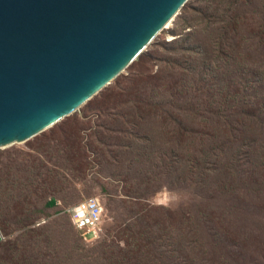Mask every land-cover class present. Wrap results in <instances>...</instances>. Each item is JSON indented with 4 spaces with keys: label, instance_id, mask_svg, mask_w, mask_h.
I'll use <instances>...</instances> for the list:
<instances>
[{
    "label": "trees",
    "instance_id": "1",
    "mask_svg": "<svg viewBox=\"0 0 264 264\" xmlns=\"http://www.w3.org/2000/svg\"><path fill=\"white\" fill-rule=\"evenodd\" d=\"M173 23L174 40L157 38L127 74L49 135L0 151L1 208L16 168L40 192L56 179L86 181L107 166L114 172L107 186L125 185L126 216L95 247L63 229L65 249L50 243L43 253L39 242L55 233L46 235L42 225L22 244L0 238L4 264H238L256 251L257 236L237 216L264 210V0H190ZM56 137L57 170H45L34 155L44 152L52 162L44 147ZM165 182L201 200L176 209L147 202ZM57 204L52 198L45 206Z\"/></svg>",
    "mask_w": 264,
    "mask_h": 264
},
{
    "label": "water",
    "instance_id": "2",
    "mask_svg": "<svg viewBox=\"0 0 264 264\" xmlns=\"http://www.w3.org/2000/svg\"><path fill=\"white\" fill-rule=\"evenodd\" d=\"M188 1L0 0V150L76 113Z\"/></svg>",
    "mask_w": 264,
    "mask_h": 264
},
{
    "label": "rangeland",
    "instance_id": "3",
    "mask_svg": "<svg viewBox=\"0 0 264 264\" xmlns=\"http://www.w3.org/2000/svg\"><path fill=\"white\" fill-rule=\"evenodd\" d=\"M173 24L170 25L167 29H164L156 37V39L162 37L165 38L166 41L174 40V36L169 34V31H171ZM147 51L148 49L145 52ZM124 73H128V68ZM83 107H81L77 112H80ZM74 114L75 113L67 116L62 121L56 123L51 128L47 129L38 136H41L43 134L49 135V132L53 130L56 125L64 122ZM35 138L25 143H16L14 145H11L10 147L1 149L0 151H6L10 148H25L26 145L30 144V141H33ZM61 142L62 139H60V137H56V141L51 142L50 145L45 144L46 147L44 148L51 149L48 153L54 155V159L52 160V162L48 161L50 160V158L49 156H46L44 152H42L44 156L39 154L34 155V157L39 159L42 164L47 165V169L45 170H57L53 163H56L58 159V153L56 150L53 151L52 149H58V147L61 146ZM21 171L22 170H19L18 168L14 170L11 180L15 181V188L13 191H11V199L7 200V207L4 206L3 208V204L2 208L0 206V224L3 227L4 231L2 232L0 230V238L2 239V242H6L7 240L15 241L16 239V242L18 244H22L31 229H34L38 225H42L40 227V230H42L43 233H45L46 235H52L54 232L55 236L54 239H52L50 242H44L46 239L43 238L42 241L39 242V245L42 247L40 251L46 253L48 247L50 246V243L53 244V250L63 251L66 247V244H63L61 243V241H59L58 233L61 230L67 229V235L69 233L74 234L75 232L78 237L80 236L79 232L76 231V229L72 226L70 217L67 214L66 209L81 203L87 198L100 194H102L101 203L105 208V212L103 214L104 223L102 232L97 240L90 237H87V240L84 239L83 242L87 246L95 247L97 246V244L107 239L114 221L123 219L127 214V210L124 208V205L120 201L122 200L121 198L125 197V185L117 184L116 186L115 184H113L110 185V187L107 186V177H111V175L114 173L113 170L107 169V166H97L96 168H94L92 174L86 181H67L66 185H61V183H59V181L56 179L54 183H50L45 188H41L42 190L40 192H38L39 190L32 191L29 186H26L29 184L25 181L26 175ZM44 173H46V171ZM59 179L61 180L62 178L59 177ZM126 179L130 180L131 177L127 176ZM132 183L134 184V180L127 181V184L129 185H131ZM63 186L65 187V189L61 190ZM165 188H167L170 193L178 194L180 197L178 202H173L168 208L176 209L185 205H194L201 200L195 190L186 188L173 189L169 187L165 182V184L161 186L160 190L157 193H153V195L151 194V197L147 199V202L151 203L153 198L158 193L162 192V190ZM107 189L109 190V193H107ZM140 192L144 194L146 193L144 190H140ZM25 197H27V199L22 200ZM14 198L19 201L18 206H13L12 199ZM52 198H56L58 200L57 206L54 208L45 206L46 203H48V201H50ZM0 200H4L3 191L2 193L0 191ZM33 220H35L36 222L35 225H33ZM26 221L30 223L29 226L27 225L25 227H22V225H25ZM41 221H43V223H41ZM237 222L240 224L244 231H246L248 234L249 232H251L258 238L254 241V249L256 251L254 253H246L238 260V264H264V210L256 207L245 208L237 216ZM63 224H65V226H63ZM65 237L67 239V236ZM3 254L5 253H3V250L0 248L1 264H4L3 261H5L2 260V258L5 257L3 256Z\"/></svg>",
    "mask_w": 264,
    "mask_h": 264
},
{
    "label": "clouds",
    "instance_id": "4",
    "mask_svg": "<svg viewBox=\"0 0 264 264\" xmlns=\"http://www.w3.org/2000/svg\"><path fill=\"white\" fill-rule=\"evenodd\" d=\"M101 198L102 194L93 196L76 206L66 209L72 226L77 231L87 230L90 234L95 235L103 227V213L105 212V208L101 203ZM179 198L178 194H172L165 188L153 198L151 203L154 206H163L167 208L173 202H178ZM41 223H43V221H41Z\"/></svg>",
    "mask_w": 264,
    "mask_h": 264
},
{
    "label": "built area",
    "instance_id": "5",
    "mask_svg": "<svg viewBox=\"0 0 264 264\" xmlns=\"http://www.w3.org/2000/svg\"><path fill=\"white\" fill-rule=\"evenodd\" d=\"M85 201V200H84ZM80 204V203H79ZM78 205V204H77ZM76 206V205H75ZM104 214V213H103ZM81 234H82V236H84V238L86 239L87 237H90V238H92V239H95V240H97L99 237H100V234H101V232H102V228L98 231V233L97 234H95V235H93V234H90L87 230H81V231H79ZM87 240V239H86Z\"/></svg>",
    "mask_w": 264,
    "mask_h": 264
},
{
    "label": "bare ground",
    "instance_id": "6",
    "mask_svg": "<svg viewBox=\"0 0 264 264\" xmlns=\"http://www.w3.org/2000/svg\"><path fill=\"white\" fill-rule=\"evenodd\" d=\"M167 26H168V25H167ZM167 26H166V27H167Z\"/></svg>",
    "mask_w": 264,
    "mask_h": 264
}]
</instances>
